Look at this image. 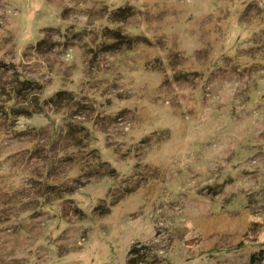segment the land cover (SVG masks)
<instances>
[{
  "label": "rangeland",
  "instance_id": "374dc122",
  "mask_svg": "<svg viewBox=\"0 0 264 264\" xmlns=\"http://www.w3.org/2000/svg\"><path fill=\"white\" fill-rule=\"evenodd\" d=\"M261 251L264 0H0V264Z\"/></svg>",
  "mask_w": 264,
  "mask_h": 264
},
{
  "label": "trees",
  "instance_id": "16d2710c",
  "mask_svg": "<svg viewBox=\"0 0 264 264\" xmlns=\"http://www.w3.org/2000/svg\"><path fill=\"white\" fill-rule=\"evenodd\" d=\"M131 251H133V250H130V252H131ZM260 253H261V254H264V253H262V251H261ZM252 257H254V256L252 255Z\"/></svg>",
  "mask_w": 264,
  "mask_h": 264
}]
</instances>
